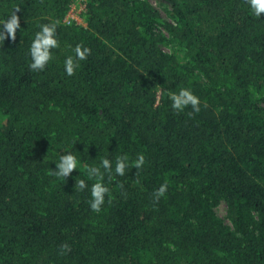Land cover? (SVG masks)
Listing matches in <instances>:
<instances>
[{"label": "trees", "instance_id": "16d2710c", "mask_svg": "<svg viewBox=\"0 0 264 264\" xmlns=\"http://www.w3.org/2000/svg\"><path fill=\"white\" fill-rule=\"evenodd\" d=\"M84 1L78 24L65 21L75 0H0V23L19 9L21 25L0 42V264H264V13L165 0L169 22L147 0ZM45 23L58 47L37 71L29 47ZM163 30L182 49L166 52ZM77 44L91 52L69 76ZM181 87L199 112L173 110ZM65 151L80 167L61 179ZM125 154L94 212L76 178L90 187L87 166Z\"/></svg>", "mask_w": 264, "mask_h": 264}, {"label": "clouds", "instance_id": "9594fccd", "mask_svg": "<svg viewBox=\"0 0 264 264\" xmlns=\"http://www.w3.org/2000/svg\"><path fill=\"white\" fill-rule=\"evenodd\" d=\"M247 4L251 13L256 17H261L264 13V0H247ZM19 9H16L10 16H8L2 23H0V42L8 38L13 41L16 39L17 30L20 29V17L17 15ZM57 26L55 23H45L40 25V30L34 35L29 47V54L31 57L30 67L33 70H43L48 62L52 59V49L58 47ZM75 56H67L64 61V70L71 76L79 68V61L84 60L90 54L91 50L80 44L75 46ZM171 100V107L175 111H183L186 108H191L192 112L200 111V98L188 87H181L178 91L169 93ZM136 169H140L144 163L145 158L141 154L135 161L131 162ZM80 167L78 157L72 151H65L60 154L58 161L55 163V169H51L52 175L65 179ZM130 167L129 157L121 155L117 157L113 163L109 158H103L100 163L87 166L86 175L88 180H94L91 184L87 183L86 179L77 177L75 188L79 191L88 189L90 192V199L88 201L90 208L94 212H100L102 205L105 203L106 194L109 188L104 183L105 174L107 173L110 179H116L117 175L124 176L126 170ZM167 183H162L154 190V198L160 199L167 192ZM64 249L68 245H63Z\"/></svg>", "mask_w": 264, "mask_h": 264}, {"label": "rangeland", "instance_id": "374dc122", "mask_svg": "<svg viewBox=\"0 0 264 264\" xmlns=\"http://www.w3.org/2000/svg\"><path fill=\"white\" fill-rule=\"evenodd\" d=\"M85 1L84 0H75V4L73 5V12L77 17L79 18L80 22L83 24V18L81 16L82 11L85 8ZM150 4H152L160 13L161 17L169 22L172 21V14H173V8L170 3L166 2L165 0H147ZM165 34L167 35L168 43L162 45V48L166 52H171V51H179V49H182V47L174 41L172 36L168 35V32L166 30H163ZM219 217L223 220L224 224L232 229V222L228 216V211H227V206L225 205L224 202H221L217 208H216Z\"/></svg>", "mask_w": 264, "mask_h": 264}, {"label": "built area", "instance_id": "2783aa9c", "mask_svg": "<svg viewBox=\"0 0 264 264\" xmlns=\"http://www.w3.org/2000/svg\"><path fill=\"white\" fill-rule=\"evenodd\" d=\"M72 10L67 14L65 21L71 22V20H73L76 21L78 24H82V22H80L79 18L77 17V15L74 14Z\"/></svg>", "mask_w": 264, "mask_h": 264}]
</instances>
